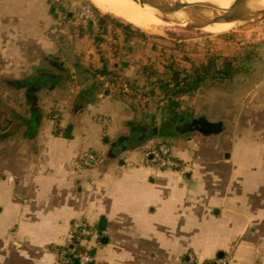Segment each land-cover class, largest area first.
Here are the masks:
<instances>
[{"label": "crops", "instance_id": "obj_1", "mask_svg": "<svg viewBox=\"0 0 264 264\" xmlns=\"http://www.w3.org/2000/svg\"><path fill=\"white\" fill-rule=\"evenodd\" d=\"M72 15L47 0H0V79L11 86L10 122L0 124V264H59L80 219L99 235L100 264H186L190 255L199 264H264L260 37L240 44L256 55L239 53L248 67L237 83L228 74L220 87H200L182 103L169 97L156 110L148 104L166 96L173 44L113 26L102 35ZM242 40L231 33L217 44L230 58ZM199 100L213 109H195ZM160 117L164 125L151 127ZM192 118L223 130L174 131ZM150 134L169 141L184 171L145 164L140 145ZM87 153L98 157L92 168L76 164Z\"/></svg>", "mask_w": 264, "mask_h": 264}, {"label": "rangeland", "instance_id": "obj_2", "mask_svg": "<svg viewBox=\"0 0 264 264\" xmlns=\"http://www.w3.org/2000/svg\"><path fill=\"white\" fill-rule=\"evenodd\" d=\"M47 1L52 5V7L57 12H61L60 6L65 8L66 11L64 12V14L66 16L68 14H76L78 16V19H80L83 22L88 23L95 21L96 13L93 8L95 6L92 4L90 0H47ZM184 27L187 26H182L177 24L175 25V23L170 22L168 25H163L150 31H144L141 29L140 30L146 33L151 38L165 39L173 44V47L168 49H171V53H173V55L176 56L173 62L174 64L170 63V61L168 60L169 62L168 65L170 67L175 66V68L178 71L185 72L181 64L185 65V63L188 62L192 64V66H194V67H190L191 65H188L189 70L187 69L186 71L188 72H185V74L191 76L189 77L190 78L189 80L184 79L185 74L183 76L181 74L180 78L186 83L199 81L198 86L191 91L192 93L194 91L195 95H198L197 90L200 87L207 89L210 87L209 84L220 87L223 84L224 79L228 74L231 75L232 77L236 76V79L234 80V84L239 81L237 79L238 78L237 74L243 71L245 67H248V64H244L242 62L243 58H241V56H238L239 53L244 54L246 57L256 55L253 49V44H246L244 47H241L240 44L246 41L245 38L247 37L246 35H248L249 33H252V35L254 34L257 35V37H260V42L264 45V21L255 24H250L244 27H232L231 30L225 33H212V32H207L206 29H193L189 27L187 28ZM231 33L233 34L241 33V35L243 34L245 40H242L239 43H237L236 45L237 50L231 54L232 56L230 58H226L227 56H223L222 54L223 51L221 50L217 42L225 35H229ZM239 45L240 48H238ZM243 48L245 49V51H243ZM261 54L264 55V51L261 52ZM169 55L171 54L168 53V56ZM165 83L166 82H164V84ZM10 89L11 86H9L7 83H5L3 80L0 79V124L1 123L6 124L10 122V115L8 113V108H7L8 106L5 105L6 104L5 98H3L5 97V93ZM153 91L154 88L150 87L147 88L144 92L146 96H149L153 93ZM175 101L178 103L183 102L181 97L176 98ZM146 103H149V101ZM207 103L208 101L206 100H199L194 103L192 102V106L195 109L202 108V109L212 110L213 108L211 104H207ZM148 105L153 109L158 110L156 105L169 107L170 103L168 101V96H164V98L160 100V102L157 103L156 101H153L151 102V104L149 103ZM209 105L210 107H208ZM162 117H164V115ZM150 125L151 127H155V125L163 126L164 125L163 118L160 117L159 120L158 119L153 120ZM171 131L173 130H170V132ZM131 136L134 137L135 139V141H133L131 144L137 145L138 140H141L140 135H138L137 133L136 134L132 133ZM159 142L169 143V141L166 140L165 138L164 139L154 138V135L150 134L147 140H145L144 143H141L140 146L144 147L148 144H158Z\"/></svg>", "mask_w": 264, "mask_h": 264}, {"label": "water", "instance_id": "obj_3", "mask_svg": "<svg viewBox=\"0 0 264 264\" xmlns=\"http://www.w3.org/2000/svg\"><path fill=\"white\" fill-rule=\"evenodd\" d=\"M142 6H150L156 9L159 16L165 21L177 25L187 26L193 29H202L197 25L204 22L205 25L233 24V27H244L264 21V9H254L249 0H236L229 8L225 9L211 2L190 3L182 0H170L165 6L160 5V0H133ZM66 11L65 8L62 9ZM70 16H73L70 14ZM35 97V96H34ZM194 126L197 127L194 130ZM180 127L190 131H198L202 135H214L220 133L221 124L209 123L203 119H183ZM181 129V131H182ZM184 131V130H183ZM126 140H129L127 138Z\"/></svg>", "mask_w": 264, "mask_h": 264}, {"label": "built area", "instance_id": "obj_4", "mask_svg": "<svg viewBox=\"0 0 264 264\" xmlns=\"http://www.w3.org/2000/svg\"><path fill=\"white\" fill-rule=\"evenodd\" d=\"M103 126L108 125L106 118H98ZM143 161L145 164L163 170L182 172L185 164L177 159L172 151V147L167 142L158 144H148L144 146ZM98 162V157L94 153L81 155L76 164L80 167L92 168ZM12 182L13 179H10ZM99 235L86 220H75L67 236L66 244L59 250V264H100L97 263L93 252L99 245ZM186 264H199L195 256L190 255ZM203 264H228L226 260L211 261Z\"/></svg>", "mask_w": 264, "mask_h": 264}, {"label": "bare ground", "instance_id": "obj_5", "mask_svg": "<svg viewBox=\"0 0 264 264\" xmlns=\"http://www.w3.org/2000/svg\"><path fill=\"white\" fill-rule=\"evenodd\" d=\"M92 4L105 14H110L118 19L125 21L141 30L150 31L157 27L168 25L170 22L165 21L159 16L156 9L150 6H142L133 0H90ZM170 0H160L159 3L165 6ZM190 3L211 2L222 8H229L236 0H182ZM254 9H264V0H249ZM173 23V22H171ZM176 25V24H175ZM197 25L202 26L207 32L225 33L232 29L233 24H216L205 25L200 22ZM187 28V27H184Z\"/></svg>", "mask_w": 264, "mask_h": 264}, {"label": "trees", "instance_id": "obj_6", "mask_svg": "<svg viewBox=\"0 0 264 264\" xmlns=\"http://www.w3.org/2000/svg\"><path fill=\"white\" fill-rule=\"evenodd\" d=\"M93 8L96 13V16L95 21H92V23L98 26L99 30L102 31V35L108 33L110 26H113V28H121L128 36H134L135 34L144 35V33H142L139 28L131 24H124L120 20L114 18L112 15L103 14L96 7ZM62 9L63 7L60 6L61 11ZM95 38L97 42H100L101 37L99 36V34ZM171 71L173 74L171 81L162 85V90L166 94V96H168V98L171 97L173 99H176L184 95H188L195 87L198 86L199 81H195L191 84H188L185 81L181 80V72L178 71L175 66L171 67ZM103 73L109 76V73H107V71H103ZM130 86L132 87V85ZM93 255L96 258V252H93Z\"/></svg>", "mask_w": 264, "mask_h": 264}, {"label": "flooded vegetation", "instance_id": "obj_7", "mask_svg": "<svg viewBox=\"0 0 264 264\" xmlns=\"http://www.w3.org/2000/svg\"><path fill=\"white\" fill-rule=\"evenodd\" d=\"M181 127H180V125H179V122L175 125V127H174V131L175 132H180L181 131ZM194 130H196L197 129V127L196 126H194V128H193ZM184 130V132H189L188 130H192L190 127H188V128H186V129H182V131Z\"/></svg>", "mask_w": 264, "mask_h": 264}]
</instances>
